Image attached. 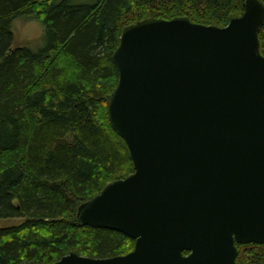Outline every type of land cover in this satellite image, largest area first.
<instances>
[{
  "label": "water",
  "instance_id": "water-1",
  "mask_svg": "<svg viewBox=\"0 0 264 264\" xmlns=\"http://www.w3.org/2000/svg\"><path fill=\"white\" fill-rule=\"evenodd\" d=\"M263 24L264 4L245 0L223 27L186 16L123 26L107 117L133 172L81 203L76 221L134 247L54 264H236V244L264 245Z\"/></svg>",
  "mask_w": 264,
  "mask_h": 264
},
{
  "label": "trees",
  "instance_id": "trees-1",
  "mask_svg": "<svg viewBox=\"0 0 264 264\" xmlns=\"http://www.w3.org/2000/svg\"><path fill=\"white\" fill-rule=\"evenodd\" d=\"M244 3L0 0V220L24 218L0 226V264H54L69 252L109 258L133 249L121 232L76 221L81 203L133 172L127 145L107 117L121 30L149 16L223 27ZM20 16L44 26L35 50L14 45L12 22ZM258 40L264 56V24ZM236 247V264H264V245Z\"/></svg>",
  "mask_w": 264,
  "mask_h": 264
},
{
  "label": "rangeland",
  "instance_id": "rangeland-1",
  "mask_svg": "<svg viewBox=\"0 0 264 264\" xmlns=\"http://www.w3.org/2000/svg\"><path fill=\"white\" fill-rule=\"evenodd\" d=\"M85 1V0H79ZM89 1V0H86ZM12 31L15 38V46H27L33 50L41 44L44 35L43 24L28 17H17L12 22ZM24 218H9L0 220L1 227L17 226Z\"/></svg>",
  "mask_w": 264,
  "mask_h": 264
}]
</instances>
